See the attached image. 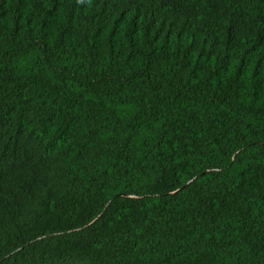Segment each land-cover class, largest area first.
Instances as JSON below:
<instances>
[{
  "label": "trees",
  "instance_id": "16d2710c",
  "mask_svg": "<svg viewBox=\"0 0 264 264\" xmlns=\"http://www.w3.org/2000/svg\"><path fill=\"white\" fill-rule=\"evenodd\" d=\"M0 264H264V0H0Z\"/></svg>",
  "mask_w": 264,
  "mask_h": 264
}]
</instances>
